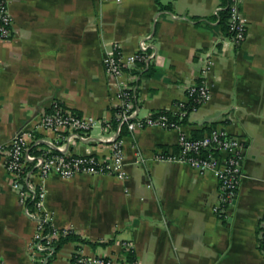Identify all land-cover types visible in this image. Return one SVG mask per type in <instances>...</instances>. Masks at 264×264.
I'll list each match as a JSON object with an SVG mask.
<instances>
[{"label":"crops","instance_id":"obj_1","mask_svg":"<svg viewBox=\"0 0 264 264\" xmlns=\"http://www.w3.org/2000/svg\"><path fill=\"white\" fill-rule=\"evenodd\" d=\"M224 0H16L14 37L0 41V264H34L37 222L19 201L7 172L4 150L15 134L32 129L59 101L82 116L113 118L119 86L105 71L106 47L116 42L127 56L147 43L150 57L127 72L138 116L170 111L187 101L200 78V63L212 54L207 78L212 99L192 111L181 131L149 127L123 132L124 178L82 174L50 177L44 212L68 241L38 264H264V0H241L249 25L238 48H221L228 34L219 14ZM225 128L242 139L244 159L237 195L224 217L220 185L213 173L199 174L176 162L180 133L202 136ZM111 134H113L111 132ZM104 132L58 141L38 134L36 150L59 144L74 155L107 158ZM124 244L131 246L125 249Z\"/></svg>","mask_w":264,"mask_h":264},{"label":"built area","instance_id":"obj_2","mask_svg":"<svg viewBox=\"0 0 264 264\" xmlns=\"http://www.w3.org/2000/svg\"><path fill=\"white\" fill-rule=\"evenodd\" d=\"M16 0H0V41L8 42L14 37V18L11 6ZM120 1V0H116ZM229 34L221 51L240 47L247 39L249 25L241 8V0H229ZM148 45L142 42L139 52L125 56L119 44L110 43L105 50L103 64L108 75L116 80L119 86L120 104L113 118L100 120L94 117L79 115L66 108L59 101L52 102L50 109L44 112L32 129L22 130L15 134L4 150L7 172L12 176V186L19 192L20 204L26 208L28 215L37 222L34 239V250H47L51 253L56 242L73 232L58 230L53 227L50 216L44 212L46 198V182L52 176L72 179L76 176L113 175L124 178L125 150L122 139L123 131L134 132L149 127L181 131V120L188 113L207 104L212 99L207 78L214 66L212 54H208L200 63V78L187 89V101L181 102L179 111L174 114L178 121L169 116L157 113L140 118L134 102V91L125 76L138 63H144L150 57ZM95 129L104 132L101 140L111 144L107 158L95 155H74L66 151L63 144L75 138L86 139ZM53 132L62 145L51 144L48 149L36 150L38 134ZM111 132L113 134H111ZM244 143L241 138L231 134L225 128H215L199 138H193L181 132L178 152L163 153L157 159L176 162L193 168L199 174L213 173L220 185L219 204L215 213L224 217L227 207L237 195L244 159ZM260 242L264 250V222L260 232ZM125 249L131 246L124 244ZM37 252L34 254L38 264ZM99 264H114L110 260H100ZM78 264H87L78 256ZM129 264H141L137 259Z\"/></svg>","mask_w":264,"mask_h":264},{"label":"trees","instance_id":"obj_3","mask_svg":"<svg viewBox=\"0 0 264 264\" xmlns=\"http://www.w3.org/2000/svg\"><path fill=\"white\" fill-rule=\"evenodd\" d=\"M225 3L228 5L229 0H224V4H225ZM219 20H220V24H221L222 27H223V30H224L227 34H229V27H228L229 10H228V8H226V9H224V10H222V11L220 12V14H219ZM116 110H117V109H115V112H116ZM115 112H114V113H115ZM190 113H191V110H190V112L188 113V115H189ZM162 114H165V115L169 116L171 120H176V121H178V120H177L178 117H177L174 113H172V112H170V111H163ZM187 117H188V116H187ZM187 117L180 121V123H181L182 125H183V123H185V120L187 119ZM123 132H124V131H123ZM202 136H204V135H202ZM202 136H191V137H193V138H199V137H202ZM75 240L80 241V239H79L76 235H74L73 233H72V234H69V235H67L66 237L61 238L60 240H58V241L56 242V246H57L56 249L58 250V249H59L64 243H66V242H68V241H75ZM128 258H129L130 261L134 260L133 253H132L131 251L128 253ZM77 259H78V256L74 257V263H75V264H78V263H77Z\"/></svg>","mask_w":264,"mask_h":264}]
</instances>
